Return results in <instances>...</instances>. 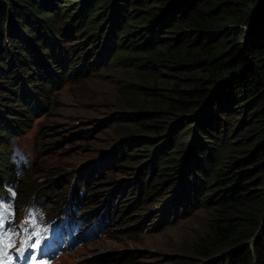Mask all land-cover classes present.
<instances>
[{"label":"trees","instance_id":"1","mask_svg":"<svg viewBox=\"0 0 264 264\" xmlns=\"http://www.w3.org/2000/svg\"><path fill=\"white\" fill-rule=\"evenodd\" d=\"M72 31L82 39L66 52L60 42ZM49 42L65 51L57 60L63 76L50 69V77L42 75L34 60L54 65ZM90 54L97 55L93 62ZM109 58L140 69L147 79L164 73L169 86L161 93L145 88L146 95H154L156 110L112 116L128 136L118 144L119 158L115 150L93 169L114 178L112 169L101 171L104 163L125 169V161L135 165L145 157L149 179L144 198L138 190L130 201L124 189L111 194L103 214L106 230H113L108 221L122 219L124 225L130 212L150 211L158 199L167 206L148 225L169 223L179 204L182 213L204 207L213 226L196 253L212 256L232 248L227 261L223 256L209 264H264V0H0V181L19 172L8 163L9 141L30 128L44 108L39 95L48 97L47 90L62 78L81 77L86 64ZM12 64L17 68L10 72ZM138 131L148 136L131 137ZM180 168L183 173L174 180ZM93 177L90 171L77 177L75 192L94 193ZM55 186L42 193L22 187L19 202L61 194L62 187ZM88 201L83 204L91 210L94 202Z\"/></svg>","mask_w":264,"mask_h":264},{"label":"rangeland","instance_id":"2","mask_svg":"<svg viewBox=\"0 0 264 264\" xmlns=\"http://www.w3.org/2000/svg\"><path fill=\"white\" fill-rule=\"evenodd\" d=\"M65 5H69V3H65ZM71 8L75 9L73 6ZM57 24L60 25L59 22ZM73 33L72 31L70 37H62V42H60L66 52L69 44H73L78 38L82 39L81 36H75ZM58 46L52 42L46 44L47 48L54 47L55 56L50 55L54 63L53 66L48 64L45 57L43 60L48 67L41 57L34 59L38 60L40 64L42 75L50 77L51 75L46 73L50 69L60 71L59 76H63V71L58 69L60 64L57 60H61L65 51L63 52ZM32 57L33 54H29L27 60L32 61ZM96 57L97 55L90 54L88 59L93 62ZM35 58L37 57L35 56ZM78 61L81 59L79 58ZM85 66L83 70L85 68L88 70L81 77L62 78L61 82L55 83L47 90L48 97L44 98L39 95L44 108L32 119L30 128L20 136L10 139L7 157L8 163L21 164L26 169L23 171L20 166L22 175L17 177L20 183L19 189L35 186L39 187L38 192L42 193L54 184H56L55 189L62 187L61 194H51L46 197L43 195L39 198V200L44 198L41 205L44 209L52 206L61 210L71 208L78 213L86 210L83 203L89 200L88 202L93 201L94 204L89 205L92 209L87 210L86 213L94 210L96 215L102 216L105 213L104 205L113 192H121V189H124L123 195H127L126 201H130L129 198L134 196L135 191L138 190L139 197L144 198L147 193L144 185L149 179V174L143 170L146 160L149 159L145 157L135 165L130 164L128 160L125 161L124 168L126 170L120 169L118 166L111 168L105 166L104 163L100 168L101 171L104 173L106 169H112L114 178H110V172L99 175L97 170L93 169L115 150L114 155L118 157L120 155L118 144L128 136V131L125 128L114 126L112 116L144 112V108L149 111L154 108L156 110L157 108L154 106L156 103L151 100V96L154 98V95H146L145 88L156 87V92L161 93L166 91L169 85L165 81L168 77L164 73L149 76L147 79L140 69L115 63L111 58L104 62L100 61ZM16 68L17 64H12L10 72ZM21 75L25 79L29 78L22 73ZM39 78L44 81V77ZM1 103L8 104L5 99ZM0 108L3 109L1 104ZM127 121L128 124L134 123L133 120L127 119ZM232 121L231 119V123ZM140 130L143 129L140 128ZM165 134L166 132L156 138L160 139ZM85 136L89 138L85 139ZM144 136L146 137L148 134L138 131L131 137ZM42 141L45 142L44 145H42ZM180 164L181 162H179ZM86 171L92 172L94 176L89 180L90 184L94 183L92 185L94 193L89 196H86V193L81 190H78V193L75 192L77 177L84 178ZM182 173L183 170L180 168L174 180ZM133 188L135 190L131 193ZM172 192L173 190L170 191L169 197L172 196ZM77 198H82L81 206L76 205ZM34 201L37 202L38 199H34ZM17 203L20 205L18 197ZM164 206H167L166 200L158 199V202L154 203L150 210L154 213L147 218L144 216L149 214V210L130 212V222L124 225H120L122 219H116L114 222L108 221V228L113 229L108 233L104 228L103 221L101 224L102 235L95 237L84 247L71 253L70 258L64 257L60 263L209 264L211 260L223 258V256L227 261L230 257L228 252L232 248L221 250L212 256L196 253V247L201 249L204 244H207L202 240V237L213 226L210 225L211 214L208 209L200 207L188 212L191 208L188 207L187 213H182L183 206L179 204L175 208V214L169 215V220L172 218L169 223H163L160 226H157L156 223L148 225L152 222L153 216L159 214V208ZM91 215L93 216L94 213ZM134 225L138 226L130 228ZM241 257V254H237L236 259ZM252 264L254 263L252 262Z\"/></svg>","mask_w":264,"mask_h":264},{"label":"snow or ice","instance_id":"3","mask_svg":"<svg viewBox=\"0 0 264 264\" xmlns=\"http://www.w3.org/2000/svg\"><path fill=\"white\" fill-rule=\"evenodd\" d=\"M0 208H3V206L0 205ZM3 211H7V209L5 208V209H3ZM2 214H3V213L0 212V215H2ZM2 227H3V221L0 220V228H2ZM34 235H39V233H34ZM29 238H31V237H29ZM9 239H10V238H9ZM24 243H26V241H25ZM38 243H39V241H36L35 243H33V244L31 245V247L35 248V247L37 246ZM5 246H6L7 248H11V247H12V245H11L10 243H6ZM17 252L22 254V253H23V246H22L21 248H18V249H17ZM0 255H3V256H5V257H7V264H11L13 257H12L8 252L0 253ZM0 264H3V262H0Z\"/></svg>","mask_w":264,"mask_h":264},{"label":"clouds","instance_id":"4","mask_svg":"<svg viewBox=\"0 0 264 264\" xmlns=\"http://www.w3.org/2000/svg\"><path fill=\"white\" fill-rule=\"evenodd\" d=\"M31 211V210H30ZM40 218L41 220L43 219V213H40Z\"/></svg>","mask_w":264,"mask_h":264}]
</instances>
